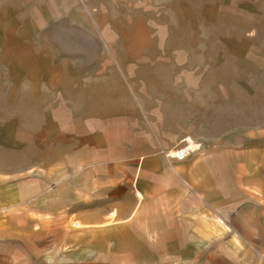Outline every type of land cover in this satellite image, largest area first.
<instances>
[{"label": "crops", "instance_id": "crops-1", "mask_svg": "<svg viewBox=\"0 0 264 264\" xmlns=\"http://www.w3.org/2000/svg\"><path fill=\"white\" fill-rule=\"evenodd\" d=\"M234 2L0 0V264H264V128L189 65Z\"/></svg>", "mask_w": 264, "mask_h": 264}, {"label": "rangeland", "instance_id": "rangeland-1", "mask_svg": "<svg viewBox=\"0 0 264 264\" xmlns=\"http://www.w3.org/2000/svg\"><path fill=\"white\" fill-rule=\"evenodd\" d=\"M224 4H229L231 0H223ZM229 1V2H228ZM235 9L240 17V23H253L252 27L243 31L247 40L244 47H241L238 56H233L235 52H230L234 44L222 41L223 27L215 28L216 20H207L208 29L206 38L200 44L201 51L198 53L200 59L191 60L192 67H206L215 74L204 75L207 78L208 88L205 92L206 99L219 107L224 104L225 115L228 119L232 116L233 123H238L241 131L250 129L249 127L264 128V0H235ZM250 17V18H248ZM213 24V28L210 26ZM214 31V32H213ZM213 32V33H212ZM68 31L63 33L55 32V35L64 36L65 48L70 49L72 43L70 36L66 37ZM242 33V29L239 30ZM70 34H75L70 31ZM52 35V33H51ZM221 37L215 42L213 36ZM84 45L77 43L76 46ZM194 46H198L194 43ZM199 47V46H198ZM2 76H0L1 78ZM212 85H214L212 87ZM215 89V90H214ZM214 94V95H213ZM212 96H215L212 98ZM217 99V100H216ZM206 100V102H207ZM18 110L22 111L21 108ZM236 141H248L240 140ZM200 143L190 137L182 138L180 143L169 149H160L159 153L167 160L182 162L200 149ZM187 149L189 154L183 160L168 159L165 153L169 151L178 152Z\"/></svg>", "mask_w": 264, "mask_h": 264}, {"label": "built area", "instance_id": "built-area-1", "mask_svg": "<svg viewBox=\"0 0 264 264\" xmlns=\"http://www.w3.org/2000/svg\"><path fill=\"white\" fill-rule=\"evenodd\" d=\"M189 154V150L183 149L178 152L175 151H169L165 153V157L168 159H177V160H183L187 155Z\"/></svg>", "mask_w": 264, "mask_h": 264}]
</instances>
